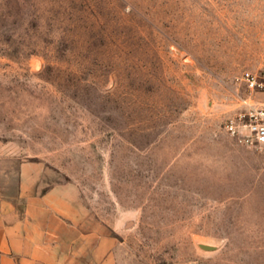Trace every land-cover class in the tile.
<instances>
[{
  "label": "rangeland",
  "instance_id": "1",
  "mask_svg": "<svg viewBox=\"0 0 264 264\" xmlns=\"http://www.w3.org/2000/svg\"><path fill=\"white\" fill-rule=\"evenodd\" d=\"M263 68L264 0H0V158L120 264H264V153L225 130Z\"/></svg>",
  "mask_w": 264,
  "mask_h": 264
},
{
  "label": "crops",
  "instance_id": "2",
  "mask_svg": "<svg viewBox=\"0 0 264 264\" xmlns=\"http://www.w3.org/2000/svg\"><path fill=\"white\" fill-rule=\"evenodd\" d=\"M40 172L0 158V264H120L108 229L79 211L71 188L44 192Z\"/></svg>",
  "mask_w": 264,
  "mask_h": 264
},
{
  "label": "built area",
  "instance_id": "3",
  "mask_svg": "<svg viewBox=\"0 0 264 264\" xmlns=\"http://www.w3.org/2000/svg\"><path fill=\"white\" fill-rule=\"evenodd\" d=\"M253 96L225 123V130L238 143L264 153V68L260 72H245L241 76Z\"/></svg>",
  "mask_w": 264,
  "mask_h": 264
}]
</instances>
